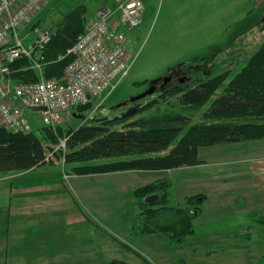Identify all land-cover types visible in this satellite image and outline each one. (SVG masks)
Masks as SVG:
<instances>
[{"label":"rangeland","instance_id":"rangeland-1","mask_svg":"<svg viewBox=\"0 0 264 264\" xmlns=\"http://www.w3.org/2000/svg\"><path fill=\"white\" fill-rule=\"evenodd\" d=\"M143 1L145 12L142 22L132 29L121 28L126 37L130 68L115 90L106 98L103 108L112 107L122 100L144 93L150 80L164 76L169 67L182 63L190 70L184 74L188 79L183 81L181 86L141 98L137 101V103H143L141 107L128 116L147 117L153 114L179 112L189 118V125L204 120H230L219 115L206 114L215 95L203 105L192 107L182 101V90L179 89L194 86L200 80L217 77L224 79L219 92L233 78H251L253 75L263 74L264 6L252 0ZM46 2L39 8L36 15L20 29L19 33L33 24L40 26L46 24L45 26L48 27L50 7L48 0ZM55 2L56 4L49 9L55 22L49 27H56L58 33L54 34L49 54L50 57L55 56L57 60H63L64 63L56 66L53 65L54 60H51L50 66L46 70L44 68L43 75L46 78H55L56 71L61 73L62 68L64 69L62 66L66 64V57L58 59V56L66 53L65 50L72 44L79 32L97 17L104 5L112 4L111 0H55ZM75 9L81 14V18L73 20L72 16L64 15ZM27 66L18 67L26 68ZM24 71H30L25 75L26 78L39 77V74L30 69ZM134 104H126L116 109L111 108L105 115L118 116ZM90 111L91 109L83 108L77 111L73 109L62 112L60 120L51 127L52 129L40 130L39 133L49 135L53 130L59 133L61 135L59 144L53 145V149L64 150L68 132L86 123L88 117L93 114ZM27 113L31 114L29 111ZM96 116L102 117L103 115L97 114ZM38 120L32 122L35 130L44 126ZM236 121L261 122L253 117L238 118ZM111 127H119V123H113ZM61 141H64V146H60ZM202 147L201 152L209 145ZM109 160L111 159L102 158L91 162L102 163ZM55 161L54 164L46 163L35 174L20 179L46 185L40 188L46 190H22L20 194V248L27 250L26 247H28L31 252H35L33 257L21 258L20 264H110L116 258L124 259L128 264H173L177 262L183 264H262L264 225L251 226L249 224V226L247 225L248 217L236 218L231 215V211L227 210L212 214L204 207L200 214L201 222H193L194 232L186 234L181 240L171 239L160 231L134 233L131 227L137 210L136 205L130 202V194L122 191L129 179L120 181L113 174L112 176L104 173L76 174L69 172L71 165L64 164L62 158ZM173 169L175 168L137 171H159L157 173H161ZM73 175H79V177L75 178ZM174 178L176 181L172 189H181L183 183L178 180L177 175ZM137 180L141 185L134 182L136 189L147 184H152L150 189H160L170 184L166 177L144 185H142L144 177L140 176ZM48 189L53 193V196H50L53 204L68 206L74 211L81 209L90 220V223L86 222L78 229L85 243L89 241L82 257L81 255H70L69 258H48V230L50 229L55 237L61 229L63 230L60 226L49 225L56 219H48L50 218L48 206L43 207L48 203ZM81 189H100L102 192L100 195L106 198L104 206L108 202L106 206L108 208L102 209L103 206L99 202H94L99 207L96 206L93 210L92 203L85 198ZM178 194L179 191H174L173 203L169 201V204L174 208H185L187 201L178 199ZM190 202L197 203V196L191 197ZM193 212L194 216L198 213L196 210ZM61 217L53 218L61 219ZM234 219L240 222L237 223ZM215 220L218 221L215 224L208 223ZM161 221H165L164 216ZM245 221L246 224L242 227L239 223ZM255 232L257 235H254Z\"/></svg>","mask_w":264,"mask_h":264},{"label":"trees","instance_id":"trees-1","mask_svg":"<svg viewBox=\"0 0 264 264\" xmlns=\"http://www.w3.org/2000/svg\"><path fill=\"white\" fill-rule=\"evenodd\" d=\"M77 11L75 9L64 15L72 16L73 20L79 19L81 14ZM49 29L53 34L46 51L47 60L50 61L46 68L52 62L56 66L64 63L55 56L50 57L49 48L54 34L58 32L56 27ZM82 32L83 30L79 34ZM68 60L66 57L65 63ZM28 63L27 59H20L13 68ZM62 71L63 68L61 73L56 71L54 75L57 77L60 74V77ZM29 72H14V79H36L26 78L25 75ZM223 80L211 77L179 90H182V101L192 107L203 105L215 95L206 114L219 115L230 120H204L189 125V118L179 112L132 118L122 114L115 117H98L94 116L98 111L96 110L86 123L68 132L64 150L53 149V145L59 144V133L54 130L49 135L39 133L40 130L52 129L49 126H43L39 130L32 126L30 133L23 134L8 131L0 124V172L28 170L61 158L64 164L71 165L69 172L76 174L178 168L198 163V149L202 146L264 137V73L253 75L251 78H233L218 92ZM83 108L90 109L88 105H82L74 110ZM247 117L256 118L261 122L236 121L238 118ZM113 123H119V127H111ZM102 158L111 160L102 163L91 162ZM151 185L147 184L134 190L141 210L133 216L132 231L147 233L160 230L174 240H181L185 234L192 232L191 219L195 217L194 212H190L189 208L170 207L166 200L165 188L150 189ZM154 191H157L158 199L153 204L145 203L144 198ZM190 198L186 201L189 202ZM163 216L165 221L162 222ZM262 221L264 222V217ZM110 264L127 263L114 259Z\"/></svg>","mask_w":264,"mask_h":264},{"label":"built area","instance_id":"built-area-1","mask_svg":"<svg viewBox=\"0 0 264 264\" xmlns=\"http://www.w3.org/2000/svg\"><path fill=\"white\" fill-rule=\"evenodd\" d=\"M111 1L66 53L58 56L69 58L61 76L46 78L43 72L52 31L34 25L29 32L19 33L46 0H0V124L5 129L26 134L37 119L52 127L62 112L88 105L93 113L104 106L131 65L121 28L138 26L145 11L142 0ZM24 58L29 61L26 68H13ZM27 69L39 77L14 79V72ZM64 145L61 141L60 146Z\"/></svg>","mask_w":264,"mask_h":264},{"label":"crops","instance_id":"crops-1","mask_svg":"<svg viewBox=\"0 0 264 264\" xmlns=\"http://www.w3.org/2000/svg\"><path fill=\"white\" fill-rule=\"evenodd\" d=\"M252 1L258 2L260 6H264V0ZM142 2L144 4L143 0ZM55 4V0H48L50 8ZM49 9L48 27L45 26L46 24L44 26L33 24L30 27H26L24 32H29L30 28L34 25L41 28H49L55 22V19L49 13ZM37 11L33 16L36 15ZM200 148L198 149V157L201 162L196 165L182 166L161 173H157L159 171L125 170L104 174H113L120 181L122 179H129L128 184L124 185L122 191L130 194V202L136 205L137 210L135 213L141 210V205L138 198L133 196L136 189L133 183H139L138 185L140 186L141 184L137 180L140 176L144 177L142 185L164 177L169 180L170 184L165 187L164 191L170 207L173 206L169 204V201H173V193L176 190L179 191L178 199L182 201L187 200L189 197L197 196V203L192 204L189 201L185 207L189 208V211L192 213L194 210L198 211L195 217L191 219L192 232H194L193 222H201L200 214L204 207L207 212H212V214L227 210L231 211V215H234L236 218L248 217L249 223L247 225H264L262 221L264 217V137L248 138L238 142L217 143L209 145L203 152H201ZM44 166L45 164L23 171L0 172V264H20L21 258L33 257L35 253L31 252L28 247H26L27 250L20 248V194L22 190H46L40 189L46 185L38 184L36 181H21L20 179L35 174ZM176 175L178 180L183 183L181 189H172L176 181V178H174ZM73 176L75 178L79 177V175ZM81 190L85 198L89 199L92 203L93 210H95L94 207H99L94 202H99L103 206L102 209L108 208L106 207L108 202L104 206L106 198L100 195L102 194L100 189ZM50 193V189H48V203L43 207L48 206V213L50 215L48 219L56 220L49 225L60 226L63 230L61 229L57 233V237L53 235L50 229L48 230V258H69L70 255H81L82 257L85 253L86 244L89 241L85 243L78 229L83 227L86 222L90 223V220L81 209L74 211V209L68 206L53 204L50 197L53 196V193ZM152 193H157V191ZM221 215L217 216L221 217ZM59 216L63 218H53ZM234 220L237 223L240 222L237 219ZM216 221H209L208 223L215 224ZM239 224L243 227L246 221ZM160 232L165 233L164 231ZM254 235H257V232ZM122 261L125 260L123 259Z\"/></svg>","mask_w":264,"mask_h":264},{"label":"water","instance_id":"water-1","mask_svg":"<svg viewBox=\"0 0 264 264\" xmlns=\"http://www.w3.org/2000/svg\"><path fill=\"white\" fill-rule=\"evenodd\" d=\"M181 66H183V64L182 63H178V64H176L174 66L169 67L167 69L165 75H167V73H169L171 70H173V69H175L177 67H181ZM164 76H161V77H158V78H155V79L150 80L148 85H151V84L155 83L159 78H162ZM152 92H153V89H148V87H147V89H146V91L144 93L139 94V95L134 96V97H129V98L125 99V100L120 101L119 103H117L116 105H114L112 107L105 108L102 111H98V112L94 113V116H96L97 114H99V115H105V113L108 110H110L111 108L112 109H116V108H118L120 106H123V105H126V104L135 103L134 105H132L131 107H129L126 112H122L121 113L122 115H130V114L134 113L135 111H137V109L139 107H141V105L143 104V103H137V101L140 100L141 98H143V97L151 94ZM101 120H102V118H101ZM157 199H158V194L157 193H151V194L147 195L144 198V202L145 203H148V204H153V203H155V201Z\"/></svg>","mask_w":264,"mask_h":264},{"label":"flooded vegetation","instance_id":"flooded-vegetation-1","mask_svg":"<svg viewBox=\"0 0 264 264\" xmlns=\"http://www.w3.org/2000/svg\"><path fill=\"white\" fill-rule=\"evenodd\" d=\"M189 70L190 69L186 68V66L177 67L167 73L164 77L159 78L155 83L148 85V89H153L151 95L181 86L182 82L188 79L184 74H187Z\"/></svg>","mask_w":264,"mask_h":264},{"label":"bare ground","instance_id":"bare-ground-1","mask_svg":"<svg viewBox=\"0 0 264 264\" xmlns=\"http://www.w3.org/2000/svg\"><path fill=\"white\" fill-rule=\"evenodd\" d=\"M65 140V139H64Z\"/></svg>","mask_w":264,"mask_h":264}]
</instances>
